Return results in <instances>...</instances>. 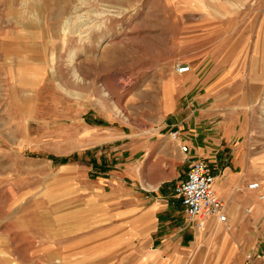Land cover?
Masks as SVG:
<instances>
[{
  "label": "rangeland",
  "instance_id": "obj_1",
  "mask_svg": "<svg viewBox=\"0 0 264 264\" xmlns=\"http://www.w3.org/2000/svg\"><path fill=\"white\" fill-rule=\"evenodd\" d=\"M193 157L241 177L264 262V0H0V264H146L115 212L186 233Z\"/></svg>",
  "mask_w": 264,
  "mask_h": 264
},
{
  "label": "crops",
  "instance_id": "obj_2",
  "mask_svg": "<svg viewBox=\"0 0 264 264\" xmlns=\"http://www.w3.org/2000/svg\"><path fill=\"white\" fill-rule=\"evenodd\" d=\"M214 175V191L226 205L228 217L225 224L217 222L214 218H208L204 222L203 229L198 230L195 226L187 224L186 227L189 229L180 235L178 229L169 230L163 227L164 224L159 221V216L164 209L159 207L158 203L149 205L143 203L139 208L124 206L115 212L123 214L121 222L117 223L120 231L116 235L120 238L118 244L120 246L117 245V247H127L125 249L127 251L136 247L134 254L139 255L140 260H146V264H185V261L186 264H198V262L246 264V256L254 257L258 249L255 246L252 247L250 236L248 242L236 241L230 232L229 225L230 222L239 226L247 225V217L242 215L244 212L243 181L235 170L228 168L223 169L218 175L214 172ZM246 199L254 203L253 198L246 197ZM158 201L157 199L156 202ZM114 218H117V215ZM224 231L231 233V236L222 237ZM201 235L204 237L203 254H197L195 245L200 241ZM184 244L187 245L186 248ZM252 262L264 264L257 259Z\"/></svg>",
  "mask_w": 264,
  "mask_h": 264
},
{
  "label": "built area",
  "instance_id": "obj_3",
  "mask_svg": "<svg viewBox=\"0 0 264 264\" xmlns=\"http://www.w3.org/2000/svg\"><path fill=\"white\" fill-rule=\"evenodd\" d=\"M177 71L185 73L189 71V67H180ZM171 136L173 139H177L176 132H173ZM180 150L183 153H188L186 145L181 146ZM188 160L184 178L174 186V194L180 200L186 220L198 230L204 228V222L208 218H214L217 222L225 224L228 217L226 205L214 191L215 175L210 165L206 161L194 157L188 158ZM247 189L258 190L259 184L257 182L250 183L247 185ZM258 199L263 200L264 195H259ZM247 264H254L251 258L248 259Z\"/></svg>",
  "mask_w": 264,
  "mask_h": 264
}]
</instances>
